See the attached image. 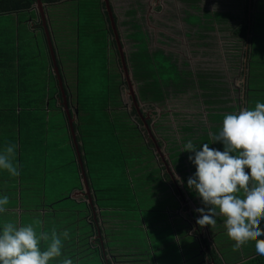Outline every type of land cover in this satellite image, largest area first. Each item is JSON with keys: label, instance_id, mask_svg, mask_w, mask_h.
<instances>
[{"label": "rangeland", "instance_id": "obj_1", "mask_svg": "<svg viewBox=\"0 0 264 264\" xmlns=\"http://www.w3.org/2000/svg\"><path fill=\"white\" fill-rule=\"evenodd\" d=\"M82 3H84L83 10L86 9L89 12L86 14L87 20H90L91 23L96 22L95 25H99L101 22L98 18L99 14L98 10L95 7L94 0H85ZM113 3L116 13L118 14L119 26L126 45L125 48H127L128 52L137 50L136 43L138 42H136L133 36L136 30L131 27V25L136 22L142 23L144 26V30H147L148 32V41L150 46L149 50L153 51L157 50L158 48H164L165 52H167V42L171 44V49L173 48V46H175L174 48L176 49L177 57H174L172 52L167 53V55H169L171 63L176 64L178 72L182 74L184 78L183 83L185 84V86L182 88L183 90H179L177 93H175L172 89L176 87H168V89H172L170 96L167 97V100L162 104V107H160L159 109L157 108L159 114H165V116L157 118V121L159 120L158 122L164 124L165 126L160 132V134L167 139V142L165 143V149L167 144L168 148L166 150H169L172 156L175 151H179V154L172 158L175 161L177 171L182 177H184V181L180 188H185L186 190H188V188L186 187V180L195 171V167L188 159V152L182 151V146L185 143L184 141L186 139H191L192 137L193 142L197 145L203 142H210L211 136L213 135V133H217L220 127L219 125L216 128L217 130L214 131L215 129L212 122L216 119H222L223 115L225 113H229L230 111L231 105L228 103L229 101L226 97H228L231 102L234 103L232 104V106L238 107L236 111L241 108L249 106L252 107L257 101L264 102V38H256L253 41L255 46L262 47L258 56H254L255 60L262 62L258 70V74H260V76L262 77V81H260V83H255V85L258 87H251L249 85V82H251L250 76L248 75V73H246V75L244 76V73L242 72V68H244V65L241 62L239 63L233 61L236 62L235 66L233 64H228L224 67H219L220 69L217 68V71L215 68H213L215 67V65H205L204 59H212L214 63H216L219 62V59L226 58L227 60H230V58H232L230 56V53H232L231 49L233 48L232 45L234 44L235 40H233L230 34L223 33L219 31V29H216L215 31H207L204 30V28L202 29L201 25L200 27H197L199 29H195V27L190 25V23L187 21L188 17L191 14L202 16L203 10L207 9L210 12H220L223 15L231 14L232 16L229 17L233 18L235 22L247 21L251 13L252 15L257 14V16L260 15L264 18V0L261 2L253 3V9L248 11L245 7V0H207L206 3H203L202 0H199L195 4L191 2H182L180 0H113ZM65 6L69 7L70 5L65 4ZM135 8H139V12L137 13V15L133 12ZM27 14L29 13L20 12L19 14L14 13L7 14L6 16H0V26L8 25L13 29V31H15V33L18 30L20 31L21 50H24L26 47L24 39H26L28 36H33L32 39H30V37L29 39H26V42H30L31 40L32 43L30 45L31 47H34L33 50L29 48L31 50L29 51V56L31 58L30 67L33 71H35H31V82L35 85L42 84L40 88V94L42 95L46 88L45 85L47 86V81L45 78V74H43L44 70L42 72L39 70V68L49 66L48 53L43 41H41L40 52L37 50V39L40 42V40L43 39V34L41 30H35V32L34 30L30 31L31 27L29 21L32 17ZM5 20H7L8 23L5 24ZM128 20H130L131 22H128ZM190 20L197 21V16H192ZM262 22H264V19L262 20ZM54 24L56 30L55 40L58 45H61L59 41V39L61 38V34L59 32L60 23L55 22ZM82 25H85V20H82ZM88 26L89 25L87 24V27ZM257 30L264 36V26L258 28ZM167 31L170 32V34H168ZM83 32L84 31L82 30L80 33H78V35H80L79 39L82 44L85 43L84 37H86L85 33ZM35 33L38 34V38L35 37ZM102 33L104 34V32ZM100 35V31L97 33H93V38L95 39V41H98V36ZM156 35L157 37H159L158 43L157 39L154 38ZM136 37L139 38L140 36L137 35ZM168 37H172L173 39ZM74 41L75 36L73 37L72 43L66 44L70 46L68 52H66L64 49L61 50L62 65L66 68L71 62L73 63L72 68H70L69 73H67V76L80 81L78 91L82 92V85L86 82V84L88 85L87 87L93 89L94 97L98 98L102 96L103 98L104 95H106V93H104L106 87L109 85L114 86L116 84L115 81L109 80V82H105L106 80L103 81L101 79L100 75L103 71L97 64V60L100 59V57L97 54H95V57L94 53L90 51L89 47L88 50L93 55L92 58L95 61L93 66L96 68V70L89 72L91 76H83L84 72L82 71V69L84 67V58L87 56V54L82 53L84 52L85 48L83 49V46L78 44L75 45ZM186 45L191 48L192 52V54L188 53L186 55L189 58L197 56V63L194 62L193 64L195 70H192V66L188 65L189 61L186 58L182 57V53L184 51H188V49H186ZM76 50H78V52ZM92 58L86 60L88 61ZM213 58L217 60H214ZM112 61L115 63L114 66L117 72L113 73L118 74L119 70L122 71L120 63L115 60L113 56ZM190 61L192 62L193 60L190 59ZM128 62L130 63L129 58ZM203 67H212L211 70L206 69V73H204L206 74L205 79L207 80L217 77L228 82H237L236 86L241 87V89L242 82H244L245 91L246 89H248L252 92L250 98L249 96H245L243 98L242 92L241 94L239 93L240 91L238 93L235 91L234 94L225 92V102L223 100H215L214 97H208V93L210 91L209 89L215 87V84H209L208 87H199L198 83L196 82V76L199 70ZM75 84H77L76 81L71 82V87L73 89L77 87V85ZM224 84L222 86H227L228 83L225 82ZM232 86L234 90L235 88H237L235 84H233ZM32 94L38 95L33 92ZM107 95L111 99V93ZM239 95H241V97L237 100V97H239ZM246 97L248 98V100L247 102L243 103V101L246 100ZM143 103L142 107L150 109L152 108L150 104L146 102ZM121 107H125L127 108V110L132 109L130 100L126 99L125 103L122 104ZM34 113L37 114L39 113V111L34 110ZM42 117H44V115ZM95 118L103 119V116L99 114V116ZM51 119L54 121L55 125L59 123L57 115L51 116ZM52 120L51 124L53 123ZM30 126V132L27 135L30 134L32 140L30 141V145L27 150L28 154L26 152H23L22 177H11L6 171H0L1 178H4V181H10H0V194L7 195L9 197V204L5 206V213L0 214V223L11 221H15L17 222V224L32 223L37 232L45 231L49 234H51L52 232L59 233L67 231L69 233V237L63 241L62 256L50 262V264H62L63 261H68L70 262V264H78L80 260L81 262L83 261L82 252L86 241L81 240L79 242L80 248H75L76 245L68 246L70 242V244H72L73 242H69V240H71L72 235H75V237L77 238L79 237L78 235L82 234L83 231L92 229V227L86 219L87 207L79 204L78 206L73 207V210H70L69 207L71 206V202L69 200L60 201L65 192H69V190L71 189V184L74 180H76L77 175L76 164L74 162L75 159L73 157L74 154L72 151L70 152L71 144L69 142H66V132L63 133L62 139H60L59 137L60 130L51 132L50 138L48 139V143L50 145L48 148L49 158L44 160L42 159L40 152L43 151L44 153L45 148L40 151L36 150V148L45 147L43 143H46V139L42 138L43 136H40L35 130H32V125ZM184 126H186V128H191L190 131H183L182 128ZM101 128H105V123H93L90 124V127L84 124L81 125L80 129L84 132L91 129L89 131L91 134L97 133L103 135V133L97 132V130H102ZM113 128H116V130L119 132L120 136L117 137V143L119 144L115 146L109 144V147H105L104 152L99 156L98 164L93 167V169H90L92 170V172H94V183L101 188L100 191H97L99 199L98 202H100L102 205L101 206L99 204V206L102 210H104L103 213L104 215H106L107 221H109L110 219L109 215L113 216L110 222L111 224H109L110 226L108 225V228L106 230L109 234V243L124 244L126 246V251H123L125 253V257L123 258L125 259L126 257L132 256L129 253H132L131 250L136 251L137 247L147 249L150 245H152L154 248H156L157 244H165L167 240H172L168 246L154 249V253L156 255H159L163 253L164 248H167L168 250L171 249V258L172 250L174 252H180V256L178 259L179 262H193L194 260H197L198 257L192 258L191 261L188 259V254L191 255L192 248L195 247V244L191 243L190 247L186 251L187 248L184 246V243L186 242V240H190V238H182L181 240H179L180 236L178 234L181 235V233L175 231H173V233L167 234L165 221L162 220L165 215L157 212V210L154 208L155 205L152 202L151 194H149L151 191H154V189H146L143 195H141V192L139 191V178L141 177V182L144 180L156 181V176H154L155 174L147 170L142 173L141 171L129 172L128 169H126L128 166L137 165L142 154H144V150L147 151V149H144L142 145L140 135L137 134L135 130L120 122L116 124L114 123L113 125H110V127L108 126L110 132H112L111 129ZM39 131L40 129H38V132ZM33 134L36 135V138H33ZM202 134L205 135L203 137V140H197L199 135ZM7 136L8 134L4 135L3 133H0V145H2V147L6 145ZM25 138L26 135L23 132L22 141ZM90 138H93V136H91ZM59 143L61 145L60 147H58ZM86 143L88 145V142ZM90 145H93L92 142L90 143ZM214 145L216 144L210 146L213 147ZM23 151L26 150L24 149ZM54 151H56L55 154ZM148 151L151 153L150 149H148ZM95 158L96 155L94 151H90L88 154V159L91 165H93V163H97V158ZM45 162L47 168H45ZM90 164L89 166H91ZM55 165H58V167H55ZM46 170L49 171L47 181H45L47 198L45 200H42L41 195L44 194V189L41 188V186L43 185V183H41V180ZM157 183H159V181ZM69 195H71V193ZM194 198H188V196H186V198L182 200V204L184 206L186 205L189 208L195 206L196 208L202 207L201 202H197L196 204V201L193 200ZM193 201H195V203H193V205L195 206H192ZM50 205H54L55 210L49 211L45 215L43 214V212L40 213L41 210H38L41 207H46L47 210H51L49 208ZM108 207H110L111 209H108ZM65 208L67 209L64 211ZM115 210H119L117 212V215H115ZM151 210L154 212L151 213ZM180 212H182L183 214L185 213L181 209ZM29 213H39L38 219H36L37 217L33 215H31L30 217ZM138 213L144 214L143 219L146 222L152 218V214L156 216L155 218H153V220H159L158 223L160 224L155 225L154 227V229H156L155 234H153V232L151 231L152 236L155 237V239H151V243L148 241V238L143 235L142 227H138L136 225V215ZM114 218L128 219V221H114ZM71 220H73V224L71 223ZM176 221H178L177 218ZM73 226H76V229L74 231H72ZM163 228H166V231H164V233L162 234L161 231ZM188 232L191 233V235L194 234L191 228L188 230ZM134 237L139 238L135 241ZM136 244L138 245L137 247H135ZM76 249L81 250L79 258H75V261L74 258L73 260L72 258L67 259L68 257H70L69 255L76 253ZM205 264L211 263L206 262Z\"/></svg>", "mask_w": 264, "mask_h": 264}, {"label": "trees", "instance_id": "obj_2", "mask_svg": "<svg viewBox=\"0 0 264 264\" xmlns=\"http://www.w3.org/2000/svg\"><path fill=\"white\" fill-rule=\"evenodd\" d=\"M84 1L85 0H42V2L45 5L44 7H45V12H46V19H47V22L49 23L48 24L49 31L53 32L50 26L51 23H52L53 30H55V24H54L55 22L60 23L59 32L60 30H62L65 33L64 30L66 28L68 29L69 37L72 35L76 37V34L80 33L83 30L84 31L83 33H85V36H86L84 37L85 43L82 44V42L79 39L80 35L78 34H77V37H78L77 43L79 41V45L83 46V49L85 48L84 52L82 53L87 54V56L84 58V64H83L84 67H87V71L89 72L95 71L96 68L93 66L95 61L92 58L93 57L92 53H94V55L97 54L100 57V59L97 60V64L103 71L100 75L101 79L103 81L106 80L105 82H109V80L115 81V79H117L118 77V74H114L113 72H111L109 65L111 64L112 56L118 62H121V61H120L119 50L116 47L117 45L113 38L114 37L113 30H112V27L109 21L108 13L105 9V3L103 0H94L95 7L98 10V14H99L98 18L101 22L99 25H95L96 22L91 23L90 20L89 21L87 20L86 14L89 12L86 9L83 10L84 3L82 2ZM180 1L191 2L195 4L199 0H180ZM258 1L261 2L263 0L261 1L258 0ZM65 4H68L70 6L66 7ZM250 4L252 7L250 6L251 8H247L249 7L247 3V7H246L247 11L253 9V4L252 3ZM35 5H36V0H0V15L14 14V13L19 14L20 12L29 13L27 15H29L33 19H37L35 30H41L43 34V42L47 48L48 43L46 40L45 29L42 25L40 14L38 10L36 9ZM133 12L137 15V13L139 12V8L138 9L135 8ZM114 16H115V20L117 22L118 28L120 30L121 39L125 47L126 45L124 42V37L121 33V29L119 26L118 14L116 13L115 9H114ZM192 16H197V21L190 20ZM229 16H232V15L231 14L223 15L220 12H210L209 10L204 9L202 16L191 14L189 15L187 21L190 23V25L194 26L195 29H199L197 27H200L201 25V28L202 29L204 28V30H207V31L208 30L215 31L216 29H219V31L223 33H229L230 36L233 38V40H235L234 44L232 45L233 48L231 49L232 53H230L232 60L239 62V63L241 62L243 63V65L245 63L248 65L246 67H249V71L247 70L246 72V70L243 68L242 72L244 73L245 71L246 73H248V75L250 76V81H251L250 84L253 85L254 87H258L255 85V83L256 82L260 83V81H262V77L260 76V74H258L259 66L261 65L262 62L255 60L254 56H258L262 47L255 46L253 41L256 38H264L263 34L259 33L257 30L258 28L264 26V22H262L264 18L263 16H260V15L257 16V14L252 15L251 13L249 15L250 19H248L249 20V23H248L247 21L235 22V20ZM82 20H85V25H82ZM128 22H131V21L128 20ZM87 24L89 25L88 27H87ZM131 27L134 30H136L133 36L136 42H138L136 43L137 50L128 52L126 48V60L128 61V58L130 60L131 72L133 74V78L136 80V82H138L139 90H140V97L142 101L150 104L151 107L159 106L158 108H160L163 106L162 104L166 102L167 97L170 96L172 89L174 90L175 93H177L179 90H183L182 88L185 86V84L183 83L184 78L182 74L178 72L176 64L171 63L170 57L169 55H167V52H165L164 48H158L157 50H153V51L149 50L150 49L149 41H148L149 35H148L147 30H144L143 28L144 26L142 23L140 22L133 23ZM99 31L101 32V35H100L101 37L98 36V41H95V39L93 38V33H97ZM102 32H104V34ZM167 33L170 34V32L168 31ZM137 35H139L140 37L137 38L136 37ZM154 38L157 39L156 36ZM168 38L173 39L172 37H168ZM247 45H248L247 49L242 48L243 46L246 47ZM88 47L92 53L88 50ZM189 50L191 51V48ZM90 58L92 59L88 61L86 60ZM193 58L195 60L194 62H197L196 61L197 56H194ZM59 63L60 62H58V65L60 67ZM112 64H114V62ZM205 75L206 74H204L203 71L201 73L198 72L196 76V82L198 83L199 87H208L209 82L207 79H205L206 78ZM87 86L88 85L85 82L82 85V92L77 93V102L79 105V111L83 112V115L82 116L80 115V122L82 121L81 125L86 124V126L88 125L90 127V124L103 122L105 123V128H101L102 130L100 131L97 130V132H101L103 133V135L97 134V133L91 134L89 132L91 129L89 131L84 132L80 129L81 125L77 126V124H74L76 133L78 130L80 132L79 134L77 133V139H78L79 146H80L82 160H89L88 154L90 151H94L96 158H97L98 156H100L101 153L104 152L105 147H109V144L113 146L119 144L117 143L118 142L117 137L120 136L119 132L116 130V128L111 129L112 132H110L108 129V126L110 127V125H113L114 123L116 124L118 122L135 130L136 133L140 135L144 149H147L146 145L144 144V140H143L141 132L138 130L134 122H132L129 119V115L127 116V114H130V113L125 112L123 111V109H121V99L119 97L120 90L118 88V83L117 85L115 84L114 86L113 85L111 86L109 85L110 87L107 86L104 91L106 95H104L103 98L102 96L98 98L94 97L93 89L88 88ZM170 86H174L176 88L168 89V87ZM110 93H111L112 100L107 95ZM214 94H217V93L209 91L208 97H214L213 96ZM106 96H107V100H106ZM53 106H54V103L51 102L50 107H53ZM136 112H137L136 110H133L131 111V114L136 115L137 114ZM99 114L103 116V119L95 118V117H98ZM64 115H65V120L67 121L66 114ZM184 127L182 129L183 131L185 130V132L190 131L191 129V128H186V126ZM214 129H215L214 131L217 130L216 128ZM64 132H66V136H65L66 142H69L71 144L70 152L72 151L74 154L73 157L75 160L74 159L73 160L76 164V173H77L76 180L74 181H77L79 180V177H80V174H79L80 171H78L80 164L78 163V160H77V152L75 150V147L72 141V134L70 132V128L68 124H67V127L63 128V133ZM91 136H93V138H90ZM204 136L205 135L203 134L199 135L197 140H203ZM187 140L188 139H186L184 142H186ZM191 140H192V137H191ZM80 142H82V144ZM86 142H88V145ZM91 142L93 145H90ZM90 147H92L93 149ZM213 147H219V144H216ZM178 154H179V151H175L172 157H175ZM189 155L190 153H188V156ZM149 158L150 159L152 158V156L150 155V152L148 151V149L147 151L144 150V154H142L141 158L139 159V163L137 165L128 166L126 169H128L129 172H132V171L140 172L141 171L142 173L147 170L155 174L154 176H156V181L144 180L141 182L142 179L141 177L139 178V181L141 182V183L139 182V185H140L139 191L141 192V195L145 193L146 189L147 190L154 189V191H151L149 193L151 194L152 201H154L156 199L158 200L159 198L158 191L159 190L163 191L167 188V185L165 187V182H166V178L168 177L164 174V172H163V175H161L160 172H162L164 168L160 167L156 169L153 163H150L151 161H148ZM18 169L20 172L19 177H22V165L21 167H18ZM47 176L48 174L42 177V180H41V183H43L41 188L44 189V194H46V186H45L46 182L45 181H47ZM92 179L94 180V177H92ZM4 180H5L4 178H0V181L7 182ZM74 181L72 182V184L74 183ZM158 181L159 183H157ZM92 189H95V191L101 190V188L97 186L94 183V181H93ZM69 192H65L64 196L62 197V199H60V201H63V200L70 201L71 199L68 196L70 194ZM188 193H190L191 198L197 197L196 194L194 192H191L189 189H188ZM147 194H148V191H147ZM98 201L99 199L97 197V202ZM161 201H167V199H164ZM99 203L100 202H98V206H99ZM82 205L87 207V209H89L87 210L86 218H88L89 220L88 223H90L92 229L83 231L82 234L78 235L79 237L77 238L75 237V235H72L71 240H69V242L70 241H73V242L72 244H70L71 243L70 242L68 246L76 245L75 248L77 247L80 248L79 242L81 240L86 241V244L84 245V249L82 252L83 261L81 262L80 260L78 264H120V263L122 264H148V263L149 264H205L202 262L203 257L201 258L200 255L198 254L200 250L202 249V247L194 240L193 236L186 235L187 230H183L177 225H175V228L171 226H166L167 234L173 233V231H175V232L181 233V235L178 234L180 236L179 240H181L182 238L183 239L190 238V240H186V242L184 243V246L187 248L186 251L190 247L191 243H194L195 247L192 248L191 255L188 254V259L191 261L192 258L198 257L197 260H194L193 262H181V261L179 262L178 259L180 256V252H174L172 250V258H171V249L168 250L167 248H164L163 253L159 255H156L154 253V249H157L159 247L168 246L172 240H167L165 244L164 243L157 244L156 248L150 245L147 249H142L140 247H137L138 245L136 244L135 247H137V250L136 251L131 250L133 254L132 253H129V254H131L132 256L126 257L125 259L127 260H125L123 258L125 257V253L123 251H126L125 250L126 246L124 244H121V243L111 244L109 242H107L106 244H102L103 241L101 239L93 240L91 235L93 234L94 224H92L91 222L92 217H89V215H91L92 208L90 204H88L86 201L83 202ZM66 209L67 208H65L64 211ZM108 209H111V208L108 207ZM162 210H159L157 212L162 213ZM118 211L119 210L114 211L115 215L118 214L117 213ZM120 211H128V210H120ZM192 213L193 215H195L194 211ZM102 214L103 216H106L104 215V213ZM121 215H124V214H121ZM143 216H144L143 213H138L136 215V225L138 227H142V225L144 224ZM111 220H112V217L110 216L109 222H111ZM123 220L128 221V219H122V221ZM222 220L223 219L221 217H218L217 224L222 223ZM71 223L72 224L74 223L73 220H71ZM261 225L264 226V221H261ZM177 227L179 229H177ZM166 228L162 229L161 231L162 234L164 233V231H166ZM75 229H76V226H73L72 231H74ZM151 231L153 232V229L150 228V230H144L142 227L143 235L146 238H148V241L150 243H151V239H155V237L151 235L152 233ZM213 232L215 233L217 237H215L216 245L214 247H211V257L210 258H212L215 261V264H264V256H259L255 253L254 240H250L245 245H243L238 251L234 252L232 250L233 242L228 239L224 226L217 225V228L214 229ZM134 238L136 241V239L138 240L139 237L138 238L134 237ZM68 246H64V247H68ZM114 246H117V247H114ZM80 251H81L80 249L78 250L76 249V253L69 255L70 257H68L67 259L72 258L73 260L74 258V261H75V258H79Z\"/></svg>", "mask_w": 264, "mask_h": 264}, {"label": "clouds", "instance_id": "obj_3", "mask_svg": "<svg viewBox=\"0 0 264 264\" xmlns=\"http://www.w3.org/2000/svg\"><path fill=\"white\" fill-rule=\"evenodd\" d=\"M14 151V145L0 150V171L11 177L19 175ZM182 151L190 153L188 159L195 167L186 187L202 205L194 210L199 213L196 224L211 228L222 217L234 252L254 240L255 253L264 256V102L225 113L210 142L197 146L188 139ZM8 204L9 197L0 194V214ZM68 237L67 231L37 232L32 223H0V264H50L62 256Z\"/></svg>", "mask_w": 264, "mask_h": 264}, {"label": "crops", "instance_id": "obj_4", "mask_svg": "<svg viewBox=\"0 0 264 264\" xmlns=\"http://www.w3.org/2000/svg\"><path fill=\"white\" fill-rule=\"evenodd\" d=\"M206 1L207 0H202L203 3L204 2L206 3ZM111 2H112L113 8L115 9L113 0ZM256 2H259V1L258 0H245V7H247V3H248L249 7H247V8H251L252 6L250 3L253 4ZM208 9H210V8H208ZM6 15L7 14L0 15V16H6ZM248 19H250V18L248 17ZM29 22H30V27H31L30 31L34 30V32H35V26L37 24V19L32 18ZM247 22L249 23V20H247ZM4 23L5 24L8 23L7 20H5ZM50 26H51V29L53 31L52 32V34H53L52 38L54 41V46H55L56 51H57V56L59 58V62L61 63V57H62L61 56V50L64 49L66 52H68L70 46L66 45V44L72 43L74 36L72 35L69 37V34H68L69 31L67 28L64 30L65 33L62 30H60L61 38L59 39V41H60L61 45H58V43L55 40L56 30H53L52 23L50 24ZM77 34H76L75 41H74L75 45H77V44L79 45V43H76V41L78 40ZM29 37H30V39L33 38V36H28L27 38L29 39ZM35 37L38 38L37 33H35ZM156 38H157V43H158L159 37H157V35H156ZM26 39H24V43H25L26 47L24 50L23 49L21 50L20 31L18 30L15 33V31H13V29L11 27H9L8 25H1L0 26V133L1 134L3 133L4 135L8 134V136L6 137L7 138L6 145H4L3 147H2V145H0V150H2L3 148H5L9 145H14L15 151H14L13 160H14V163L18 165V167H21L23 152L27 153V150H28L29 145H30V141L32 140L30 137V134L27 135L30 132V127H31L30 125H32V130H35L40 136H43L42 138L46 139V143H43L45 147H43V148L37 147L36 148V150H38V151L45 148L44 153H43V151L40 152L42 159H44V160L49 158L48 148L50 145L48 143V139L50 138V135H51L50 133L57 131V130H60L59 137H60V139H62L63 128L67 127V124L69 125L68 116H67L64 109H63L62 115L61 114H52L53 111L58 110L57 102L59 103V101H63V96H62L61 88L59 85V80H58V78L55 74V71H54V65L52 63L50 50L47 49V48H49V46H47V48H46L47 53H48L49 66L39 68V70L42 72L44 70L43 74H45V78L47 81V86L45 85V87H46L45 91L41 95L40 94V90H41L40 88H41L42 84L41 85L40 84L35 85L34 83L31 82V71L32 72H35V71H33L30 67V63H31L30 59L31 58L29 56L30 55L29 51H31L30 49L33 50L34 47H31V45H30L32 43L31 40H30V42H26ZM46 40H47V37H46ZM41 41H43V39L40 40V42L37 39V43H38L37 44V50L39 52H40V48H41ZM247 43H249V42H247ZM184 44H186V43H184ZM174 47L175 46H173V48L171 49V44L167 42V49H168L167 53L172 52L173 56L177 57L176 49ZM242 48L247 49L248 45L246 47L243 46ZM186 49H188V51H184L182 53V56L184 54L186 55L188 53L191 54V51L189 50L190 47L186 45ZM76 51L78 52V50H76ZM190 59H192L193 61L191 62ZM213 59L217 60L215 58H213ZM187 60L189 61V63L194 64V58L193 57L192 58L188 57ZM204 62H205V65H207V66H208V64L209 65H215V67H213V68H215L216 71H217V68H219V67H224L228 64H233L235 66V64H236V62H233L232 58L230 60H227L226 58L219 59V62L215 61L216 63H214V61L212 59H208V60L204 59ZM112 63H113V61L111 60L110 66L113 65ZM61 65H62V63H61ZM72 65H73V63L71 62L66 68L64 66H63V68L60 67V72H61L63 82H65V84H67L66 88H68V89L66 91V94H67L68 104H72V106L75 109H79V105L77 102V93L80 92V91H78V86L80 84V81L76 80L72 77L70 78V76H67V73H69V71H70L69 69L72 68ZM246 66H248V65L245 63L244 69L249 71V67H246ZM206 69L211 70L212 67H210V68L206 67ZM242 70H243V68H242ZM82 71L84 72L83 76H91L89 71H87V67H83ZM63 72H64V74H63ZM245 75H246V72L244 71V76ZM237 76H238V74H237ZM216 78L217 77H214V78H211L208 80L209 84H215V87H212L209 89L210 92L217 93V94L213 95L215 100H219V101L223 100L225 102L226 96L224 93L228 92L230 94H234L235 91L237 93L240 91L239 92L240 94L242 92L243 98L245 96H249V98H250L252 92L248 89H246V91H245L244 82H242V85H241L242 89H241V87L236 86L237 82H235V83L234 82H228V81H225L224 79H219V78L216 79ZM72 81H76V83H77V84H75V85H77V87L75 89H73L71 87ZM225 82L228 83L227 86H222ZM233 84H235V86L237 87V88L234 87L235 90L233 89V86H232ZM249 85L251 87H254L253 85L250 84V82H249ZM247 86H248V82H247ZM68 90H69V92H68ZM73 90H75V91H73ZM32 92L36 93L38 95H33ZM60 93H61V99L62 100L57 98V96ZM240 97H241V95H239V97H237V100ZM74 98H75V101H74ZM226 98L229 101L228 103L231 105L229 112L236 111L238 107L232 106V104H234V103L231 102V100L228 97H226ZM245 99L246 100H244L243 103L247 102V100H248L247 97ZM51 102L54 103V106L50 108ZM249 107H251V106H249ZM21 110L24 114L21 112ZM34 110H38L39 113L35 114ZM64 114H66L67 121L65 120ZM43 115H44V117H42ZM54 115L58 116L59 123L57 125H55L54 121L51 119V116H54ZM61 117H62V119H61ZM51 120L53 121L52 124H51ZM66 122H67V124H66ZM212 123L214 125V128H217L219 125H221L222 119H220V120L216 119ZM80 125H81V123H80ZM69 128H70V125H69ZM38 129H40L39 132H38ZM4 131H6L7 133ZM23 132L25 133L26 138L22 141ZM70 132H71V130H70ZM77 133L78 134L80 133L79 130L77 131ZM35 136L36 135L33 134V138H36ZM33 140H35V139H33ZM0 142H1V140H0ZM81 144H82V142H81ZM60 146L61 145L59 143L58 147H60ZM54 148H56V147H54ZM24 149L26 151H23ZM55 153H56V151H54V154ZM55 158H56V156H55ZM77 160H78V157H77ZM98 162H99V156L97 157V163H93V165H91L89 163V160H83V167H84V170L86 172V176L88 178V181L91 185V188L93 186L92 177L94 175V172H92V170H90V169H93V167H95L98 164ZM78 163H79V160H78ZM89 164L91 166H89ZM56 167H58V166L56 165ZM45 168H47L46 162H45ZM78 171H80L79 172V174H80L79 180L74 181V183L71 186V189L69 190L70 191L69 193H71V195H72V196L68 195L69 198L71 199L70 200L71 206L69 207L70 210H73V207H75L76 205L78 206L79 204H82L86 200V198H85L86 197V191H84L85 193L82 194V191L85 189H83L84 188V182H83L82 170H81L80 165H79ZM46 174H48L47 170L45 171L44 176ZM18 177H19V175L16 176V178H18ZM0 178H1V176H0ZM183 181H184V177H183ZM7 182H10V181H7ZM161 192L162 191H160V190L158 191V193H159L158 200L152 201L153 204L155 203V206H156L154 208L155 209L156 208L157 209H159V208L165 209V207L166 208L169 207V208H176V210L178 211L179 206L177 204H174L173 206H169V202L160 200L161 199L160 198ZM94 195L98 197L97 191H95ZM46 198H47V195L44 194V195H42L41 199L45 200ZM188 198H190V197H188ZM193 200L196 201V204H197V202H199L198 197H195ZM87 202L89 204V200H87ZM99 204L101 205V203H99ZM192 206H195V205H193V202H192ZM99 207L100 206H97L98 210L96 211L99 214V217H98L97 213H96V216H94V218H93V213H91V215H89V217H92V220H91L92 224H94L93 234L91 236H92L93 240L101 239L103 241L102 244H106L107 242H109L108 233H107L106 229L108 228V225L111 223L109 222L110 219H109V221L106 220V216H103V214H102L104 212V210H102ZM49 208L51 210H47L46 207H41L38 210H41L40 213L43 212L44 215L49 211L55 210L53 205H50ZM180 209L183 210L185 213L192 210V208H187L186 206H182ZM87 210H89V209H87ZM185 213L183 214L182 212H180V210L178 211V213L175 212V214L163 213V215H165V216L162 218V220L165 219V221H167V222L173 221L175 223V225L178 226L176 218L178 217L181 219V218L186 217ZM31 215L36 216L37 217L36 219H38V217H39V213H31V214L29 213L30 217H31ZM109 216H111V215H109ZM97 217L99 218V221H100L98 230H97V224H96ZM111 217H113V216H111ZM153 217H154V215H153ZM171 217H172V220H170ZM86 219H87V221H89L88 218H86ZM114 220L115 221L116 220L122 221V219H116V218ZM123 221H125V220H123ZM158 221H159L158 219L153 220V218H151L147 222L143 221L144 224L142 225V227L144 230H150V228L153 229V234H154L156 231V229H154V227H155V225H158V224H156V222H158ZM95 232H96V234H95ZM151 235H152V233H151Z\"/></svg>", "mask_w": 264, "mask_h": 264}, {"label": "flooded vegetation", "instance_id": "obj_5", "mask_svg": "<svg viewBox=\"0 0 264 264\" xmlns=\"http://www.w3.org/2000/svg\"><path fill=\"white\" fill-rule=\"evenodd\" d=\"M125 52H126V48H125ZM56 54H57V51H56ZM182 57L188 59V57L185 54ZM58 62H59V58H58ZM119 63H120V67H121L122 71L119 70V73H118L119 78L117 77V79H115V83H116V85L118 83V88L120 90V96L119 97L121 99V106H122V104L125 103L126 99L130 100L131 106H132V109H130V110H127V108H125V107H121V109H123V111H125V112L130 113V114H127V116L129 115V119L132 122H134V124L136 125L138 130L141 132L143 140H144V144L146 145L147 149L151 150L150 155L152 156V158L151 159L149 158L148 161H151L150 163H153V165L155 166L156 169L163 167L164 169L162 170V172H160V174L163 175V172H164V174L168 177V178L165 177L166 178L165 187L167 185V188L161 192V199L160 200L167 199V201H168V199H169V201H170L169 206H173L175 204V201H176L178 206H179V209H178V211H179L181 206H184L182 204V200H184L186 198V196H188L190 198H191V196L189 195L188 190H186L185 188L178 189L177 184L182 183L183 179H182V176L180 175V173L176 169L175 161L173 160L170 151L166 150L168 148L167 144H166V149H165V143L167 142V139L164 138L160 134V132L162 131V129L165 126H164V124L159 123L158 122L159 120L157 121V118L163 117V116H165V114H159V111L157 109L159 106L152 107L151 109L142 107L143 101L140 97L139 85H138V82H136V80L133 78V74H132L131 68H130L131 64L127 61V68L129 71L128 76H127V73L125 74L122 63L121 62H119ZM59 64H60V67L63 68V65H61V63H59ZM114 64L112 66L109 65V67H110L111 72L117 73ZM188 65L192 66L191 67L192 70H195V68L193 67V63H189ZM202 71H203V73H206V68L203 67L199 70L200 73ZM63 74H64V72H63ZM66 85L67 84H65V82H64V86H65V89L67 91L68 88H66ZM68 92H69V90H68ZM57 98L61 99V93L57 96ZM57 104H58V110L53 111L52 114H61L62 115L63 109H64L63 101H59V103L57 102ZM69 106L71 107V110H72L71 114L75 115L74 124H77L78 126H80V123H81L80 122V115L82 116L83 112L79 111V109H75L72 106V104H69ZM137 106H139V108ZM146 109H148V110H146ZM133 110L137 111L136 115L131 114V111H133ZM61 119H62V117H61ZM159 148H160V150H159ZM177 177H179V180L177 179ZM163 180H164V178H163ZM84 191L85 190L82 191V194L85 193ZM94 193H95V189L91 188L93 207L97 211L98 202H97V196H95ZM85 198H86L85 201L87 202V200H89L88 196L86 195ZM192 198H194V197H192ZM199 202H200V200H199ZM193 203H194V201H193ZM89 204H90V202H89ZM90 206L92 208V210L91 209L90 210H91V213H93V218H94V210H93V207L91 204H90ZM187 208H189V207H187ZM195 209H196V206L192 207V211L186 212L185 213L186 217H184V218L180 219L177 217V219H178L177 224L181 229L187 230L186 235L193 236L194 240L202 247V249L198 253L201 258L203 257L202 262H205V263L210 262L211 264H215V261L210 257H211V247H214L216 245L215 237H217V236L212 231H214V229L217 228V225L223 226V222L218 223L217 225H215L211 228L207 225L201 227V226L196 224V218H197V216H199V213L195 212L194 211ZM159 210H162V209H160V208L157 209V211H159ZM178 211L176 210V208H169V207L166 208L165 207V209L162 210V214L163 213L175 214V212L178 213ZM193 211H194L195 215H193V213H192ZM150 212L153 213L154 211L151 210ZM153 215L154 214H152L151 217L155 218L156 216L154 215V217H153ZM98 217H99V214H98ZM98 217L96 219L97 230L99 229V222H100ZM170 220H172V217L170 218ZM163 221H165V219ZM158 222H156V224L159 225L160 223H158ZM165 224H166V226H171V227L175 228L174 222L165 221ZM190 228L194 232L193 235H191V233L188 232V230ZM177 229H179V228L177 227Z\"/></svg>", "mask_w": 264, "mask_h": 264}, {"label": "water", "instance_id": "obj_6", "mask_svg": "<svg viewBox=\"0 0 264 264\" xmlns=\"http://www.w3.org/2000/svg\"><path fill=\"white\" fill-rule=\"evenodd\" d=\"M103 1L105 3V9H106V11L108 13V16H109V21H110V24H111V27H112V30H113V35L115 36V42H116V45H117L116 47L119 50L120 61H121L122 65H123L125 74L127 73V76H128L129 71H128V68H127L125 47H124L123 41H122L121 36H120V30H119L117 22L115 20L114 9H113L112 2H111L112 0H103ZM44 6L45 5L42 2V0H36L35 7H36V9L38 10V12L40 14V17H41V20H42V25H43V27L45 29V34H46V37H47V42H48V46H49V50H50V54H51V59H52L53 65H54V71H55V74H56V76H57V78L59 80V85H60L62 96H63V105H64V108H65V110L67 112V116H68V120H69V125H70L71 134H72L73 144H74L75 150L77 152V157H78L79 164H80V167H81V170H82L84 189L86 191V195L89 198V202H90V204L93 207V203H92L93 199H92V194H91V185H90V183L88 181V178L86 176V172H85L84 167H83V160L81 158L80 146H79V142H78V139H77V133H76V130H75V127H74L75 115L71 114V110L69 108V104H68V101H67L66 89H65V86H64V82L62 80L60 67L58 65V56L56 54V49H55L54 41H53V38H52V32L49 31V26H48V22H47V19H46V12H45V7ZM137 107L139 108V106H137ZM159 150H160V148H159ZM177 187H178V185H177ZM93 210H94V216H96L97 212H96V209H94V207H93Z\"/></svg>", "mask_w": 264, "mask_h": 264}, {"label": "bare ground", "instance_id": "obj_7", "mask_svg": "<svg viewBox=\"0 0 264 264\" xmlns=\"http://www.w3.org/2000/svg\"><path fill=\"white\" fill-rule=\"evenodd\" d=\"M114 39H115V36H114ZM69 108H70V110H71V107L69 106ZM64 110H65V108H64ZM72 111V110H71ZM65 112H66V110H65ZM66 114H67V112H66Z\"/></svg>", "mask_w": 264, "mask_h": 264}]
</instances>
